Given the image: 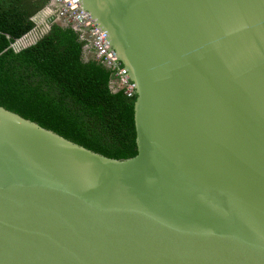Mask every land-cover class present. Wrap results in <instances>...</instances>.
<instances>
[{"label": "water", "instance_id": "95a60500", "mask_svg": "<svg viewBox=\"0 0 264 264\" xmlns=\"http://www.w3.org/2000/svg\"><path fill=\"white\" fill-rule=\"evenodd\" d=\"M81 1L137 85L139 154L0 106V264H264V0Z\"/></svg>", "mask_w": 264, "mask_h": 264}, {"label": "trees", "instance_id": "16d2710c", "mask_svg": "<svg viewBox=\"0 0 264 264\" xmlns=\"http://www.w3.org/2000/svg\"><path fill=\"white\" fill-rule=\"evenodd\" d=\"M51 2L0 0V106L94 153L135 158L138 98L111 88L112 71L94 59L79 33L51 15L49 33L36 44L21 52L13 47L36 29L35 18Z\"/></svg>", "mask_w": 264, "mask_h": 264}, {"label": "built area", "instance_id": "2783aa9c", "mask_svg": "<svg viewBox=\"0 0 264 264\" xmlns=\"http://www.w3.org/2000/svg\"><path fill=\"white\" fill-rule=\"evenodd\" d=\"M46 10L50 12V16L54 10V16L63 26L72 27L79 33L82 41H87L86 49L93 50L94 59L112 71L111 88L116 92L125 91L129 99L136 98V83L112 48L109 36L97 26L93 15L84 9L81 0H52Z\"/></svg>", "mask_w": 264, "mask_h": 264}, {"label": "rangeland", "instance_id": "374dc122", "mask_svg": "<svg viewBox=\"0 0 264 264\" xmlns=\"http://www.w3.org/2000/svg\"><path fill=\"white\" fill-rule=\"evenodd\" d=\"M51 14L55 15V11L52 10ZM49 16H50V12L45 10L37 18H35V21L37 22V27H36V30L34 32L30 33V35H29L30 37H33L35 40H37V39H41L44 35H46L45 33H49L50 30L47 32V30H48L47 26H50L47 22ZM30 37L26 38V39H30ZM35 40H34V42H35ZM30 44L31 43H29V45ZM29 45H24V46L18 45L17 48L28 47Z\"/></svg>", "mask_w": 264, "mask_h": 264}, {"label": "bare ground", "instance_id": "6f19581e", "mask_svg": "<svg viewBox=\"0 0 264 264\" xmlns=\"http://www.w3.org/2000/svg\"><path fill=\"white\" fill-rule=\"evenodd\" d=\"M30 37V36H29ZM29 37H27V38H29ZM23 41V40H22ZM21 42V41H20Z\"/></svg>", "mask_w": 264, "mask_h": 264}]
</instances>
